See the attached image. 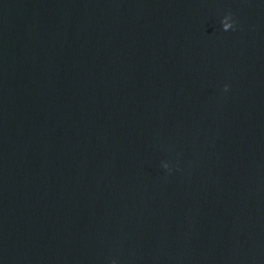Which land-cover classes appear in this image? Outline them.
I'll return each mask as SVG.
<instances>
[{"label": "water", "instance_id": "1", "mask_svg": "<svg viewBox=\"0 0 264 264\" xmlns=\"http://www.w3.org/2000/svg\"><path fill=\"white\" fill-rule=\"evenodd\" d=\"M0 264H264V0H0Z\"/></svg>", "mask_w": 264, "mask_h": 264}, {"label": "clouds", "instance_id": "2", "mask_svg": "<svg viewBox=\"0 0 264 264\" xmlns=\"http://www.w3.org/2000/svg\"><path fill=\"white\" fill-rule=\"evenodd\" d=\"M231 15V14H230ZM233 27H234V24L232 25V26H230V28H226V29H224V30H229V29H233ZM225 90H227V86H226V88H225Z\"/></svg>", "mask_w": 264, "mask_h": 264}]
</instances>
